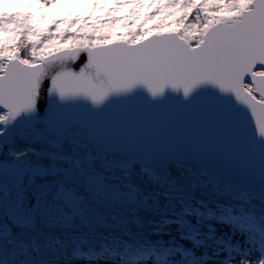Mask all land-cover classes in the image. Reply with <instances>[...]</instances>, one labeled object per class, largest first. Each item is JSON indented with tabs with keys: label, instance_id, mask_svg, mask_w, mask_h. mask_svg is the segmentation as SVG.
<instances>
[{
	"label": "snow or ice",
	"instance_id": "obj_1",
	"mask_svg": "<svg viewBox=\"0 0 264 264\" xmlns=\"http://www.w3.org/2000/svg\"><path fill=\"white\" fill-rule=\"evenodd\" d=\"M258 106L264 0H0V264H264Z\"/></svg>",
	"mask_w": 264,
	"mask_h": 264
},
{
	"label": "rangeland",
	"instance_id": "obj_2",
	"mask_svg": "<svg viewBox=\"0 0 264 264\" xmlns=\"http://www.w3.org/2000/svg\"><path fill=\"white\" fill-rule=\"evenodd\" d=\"M86 2V0H75V3H84ZM71 10H75V11H83L84 9L83 8H75V5H72L71 7H65L63 9H61V7L59 5H57L54 9H50L48 10V15L51 16V17H56L57 15H63V14H66L68 11H71ZM125 11H127V9H122L121 10V14H123ZM221 231H227L226 228L222 229L221 228Z\"/></svg>",
	"mask_w": 264,
	"mask_h": 264
},
{
	"label": "water",
	"instance_id": "obj_3",
	"mask_svg": "<svg viewBox=\"0 0 264 264\" xmlns=\"http://www.w3.org/2000/svg\"><path fill=\"white\" fill-rule=\"evenodd\" d=\"M254 119L258 124H264V107H257Z\"/></svg>",
	"mask_w": 264,
	"mask_h": 264
},
{
	"label": "trees",
	"instance_id": "obj_4",
	"mask_svg": "<svg viewBox=\"0 0 264 264\" xmlns=\"http://www.w3.org/2000/svg\"><path fill=\"white\" fill-rule=\"evenodd\" d=\"M222 229H224V228H222Z\"/></svg>",
	"mask_w": 264,
	"mask_h": 264
}]
</instances>
